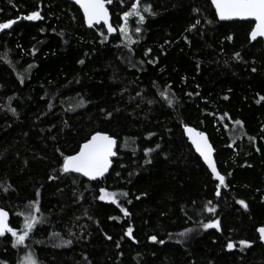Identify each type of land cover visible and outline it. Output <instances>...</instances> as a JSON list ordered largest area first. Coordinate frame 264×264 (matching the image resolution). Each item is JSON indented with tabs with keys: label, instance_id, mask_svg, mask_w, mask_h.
I'll return each mask as SVG.
<instances>
[{
	"label": "trees",
	"instance_id": "trees-1",
	"mask_svg": "<svg viewBox=\"0 0 264 264\" xmlns=\"http://www.w3.org/2000/svg\"><path fill=\"white\" fill-rule=\"evenodd\" d=\"M111 1L115 36L88 28L68 0H0V23L15 21L0 35V206L18 231L37 199L41 218L23 245L0 236V262L22 264L30 251L39 264H264V46L250 38L254 22L219 21L210 0H140L151 12L125 22L136 0ZM33 11L42 19H26ZM187 125L208 134L223 185ZM96 132L117 139L109 173L63 172ZM102 188L118 202L100 200ZM213 220L219 228L203 227Z\"/></svg>",
	"mask_w": 264,
	"mask_h": 264
},
{
	"label": "snow or ice",
	"instance_id": "snow-or-ice-1",
	"mask_svg": "<svg viewBox=\"0 0 264 264\" xmlns=\"http://www.w3.org/2000/svg\"><path fill=\"white\" fill-rule=\"evenodd\" d=\"M78 4L84 10L85 17L87 18V22L89 26H92L94 23H98L100 21H104L107 24V28L109 32H116L118 29L114 28L112 24L109 22V10L105 6L106 3H110L111 0H76ZM212 3L215 5L217 14L221 20H230L233 18H254L255 27L251 30L250 36L253 41L257 40L258 37H264V0H212ZM145 12H151V5H144L141 8L140 0H136L135 3L131 5V10L123 13V19L125 22L130 17H137L140 22L145 20ZM26 19L28 20H39L42 19L39 11H33L29 14ZM15 23L13 20H9L5 23H0V30L8 29ZM122 33H124L125 38L130 42L134 43L131 36L128 34V26L127 23L123 27L119 29ZM136 32H140L141 28L137 26L135 28ZM103 35V33H102ZM231 39V37H229ZM237 58L240 57V53L235 54ZM83 63V61H81ZM31 67V66H30ZM255 71V69H253ZM164 96H167V93H161ZM264 99V97H261ZM170 104L171 100L168 101ZM15 112V109H12ZM223 119V117H221ZM237 124H242L241 121H236ZM188 132L190 135H193V143L196 145L197 151L203 156L204 160L208 163V166L211 168L212 172L216 175L217 179L220 181V184L223 185L225 183V176L221 175V173L217 170L216 163L213 160L212 153L213 148L208 143V140L204 133L197 132L195 129L189 128ZM117 141L116 139L109 135L106 132H96L94 133L90 139L86 140L83 143L79 151H77L73 155H68L64 157L62 171L65 173L68 172H76L82 173L84 176L90 177L92 179H96L97 177H103L106 172H108L110 165L112 164V157L116 155L114 151L116 147ZM159 147V145H157ZM146 151L152 152L153 149H147ZM226 186V185H225ZM7 190V189H5ZM102 195H100V200L110 199L113 202H118L116 200V194L110 193L107 189L100 190ZM219 195V192L216 193ZM40 193L37 191L36 196L39 197ZM127 195V193H124ZM31 207L34 211H29L24 216L23 229L18 231L17 229L12 228L8 223L9 213L3 208L0 207V236H3L5 233H11V235L15 238L13 246L17 247L23 245L25 240L29 237L30 233L33 231L35 226L41 222V218L36 215V213L40 212V202L39 200H35L30 202ZM241 205L247 208V204L245 201H239ZM211 204V201H209ZM214 207H208V212H215ZM124 214L129 215L127 209H123ZM23 215V214H22ZM205 229L208 228H219V221L213 220L208 223L203 224ZM191 229H186L184 233L181 235H186L187 232H190ZM260 233V239L264 240V226L258 229ZM127 234L129 236L132 235V229L129 228ZM111 239V237H109ZM152 241H156L157 237H150ZM63 244H71L70 240L62 241ZM159 243H164L163 240L159 241ZM252 241L249 240H241L239 241V245L241 248L250 247ZM235 242L230 241L227 244L228 249L234 248ZM0 264H7V262H0ZM23 264H39L36 259L35 253L27 252L24 256Z\"/></svg>",
	"mask_w": 264,
	"mask_h": 264
},
{
	"label": "water",
	"instance_id": "water-1",
	"mask_svg": "<svg viewBox=\"0 0 264 264\" xmlns=\"http://www.w3.org/2000/svg\"><path fill=\"white\" fill-rule=\"evenodd\" d=\"M68 1H70V2H72L73 4H75L76 6H78L79 8H80V10L82 11V13H83V16H84V19H85V23H86V26L88 27V28H90V29H92V28H95L96 26H101V25H103L105 28H106V30H107V32H108V34L110 35V36H115V35H117V33H118V30L116 31V32H109L108 31V28H107V24L104 22V21H100V22H98V23H94L92 26H89V24H88V22H87V18L85 17V14H84V10H83V8L81 7V5L80 4H78L77 2H76V0H68ZM211 1V3H212V0H210ZM112 3V1L110 2V3H106V7L108 8V10H109V14H110V16H109V22L112 24V26L114 27V28H116L115 26H114V24H113V22H112V15H111V12H110V9H109V5ZM212 5H213V8L215 9V11H216V8H215V5L212 3ZM216 14H217V11H216ZM217 17H218V19H219V21H221V22H230V21H253L254 22V27H255V21H254V18H233V19H230V20H221L220 18H219V16H218V14H217ZM253 27V28H254ZM6 29H4V30H0V35L3 33V31H5ZM250 38H251V36H250ZM257 39H262L263 40V46H264V37H258ZM252 40V39H251ZM253 41V40H252ZM189 128H192V129H195L197 132H202V133H204V135L206 136V138H207V140H208V143L212 146V148H213V153H212V157H213V160H214V162L216 163V166H217V162H216V150H215V148H214V146H213V144H212V142H211V140H210V138H209V136H208V134L206 133V132H204V131H201L200 129H198V128H196V127H194V126H192V125H187V126H185V128H184V133H185V136H186V138L188 139V141H189V143L192 145V147H193V149L195 150V152L201 157V159L203 160V162L206 164V166L210 169V171L212 172V170H211V168L208 166V163L204 160V158H203V156L197 151V149H196V145L193 143V135H190L189 134V132H188V129ZM110 135V134H109ZM92 136V135H91ZM91 138V137H90ZM89 138V139H90ZM115 138V137H114ZM116 139V138H115ZM116 141H117V139H116ZM86 142V141H85ZM85 142H83V143H85ZM82 143V144H83ZM81 144V145H82ZM116 147H117V144H116ZM116 147H115V149H114V151L116 152ZM79 151V150H78ZM75 154V153H74ZM73 155V154H72ZM116 156V155H115ZM114 156V157H115ZM114 157H112L111 159H112V164H113V158ZM112 164L110 165V167H109V170H108V172H106L105 174H104V176H106L108 173H109V171H110V169H111V167H112ZM217 170L219 171V169H218V166H217ZM220 172V171H219ZM73 173H76V172H73ZM78 174H81V175H83L82 173H78ZM212 174L214 175V177L217 179V177H216V175L212 172ZM222 175V174H221ZM84 176V175H83ZM103 176V177H104ZM86 178H88V179H90V180H92V181H96V180H99V179H101V178H103V177H97L96 179H92V178H90V177H87V176H85ZM1 207V206H0ZM6 210V209H5ZM8 213H9V211L8 210H6ZM10 220H11V215H10V213H9V217H8V223H9V225H10ZM11 226V225H10ZM260 227H262V226H260ZM259 227V228H260ZM258 228V229H259ZM258 234H259V236H260V233L258 232ZM261 240V239H260ZM261 242L264 244V240H261Z\"/></svg>",
	"mask_w": 264,
	"mask_h": 264
},
{
	"label": "rangeland",
	"instance_id": "rangeland-1",
	"mask_svg": "<svg viewBox=\"0 0 264 264\" xmlns=\"http://www.w3.org/2000/svg\"><path fill=\"white\" fill-rule=\"evenodd\" d=\"M107 200H110V199H107ZM26 255V254H25ZM23 260H24V258H23ZM22 264H23V261H22Z\"/></svg>",
	"mask_w": 264,
	"mask_h": 264
}]
</instances>
